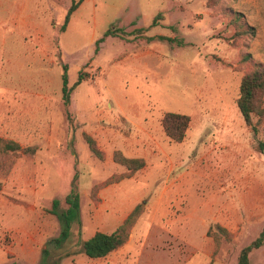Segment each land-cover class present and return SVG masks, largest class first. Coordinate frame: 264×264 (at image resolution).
Instances as JSON below:
<instances>
[{"label": "rangeland", "instance_id": "374dc122", "mask_svg": "<svg viewBox=\"0 0 264 264\" xmlns=\"http://www.w3.org/2000/svg\"><path fill=\"white\" fill-rule=\"evenodd\" d=\"M73 1L25 0L36 25L0 24V137L36 149L0 176V264H42L61 234L52 203L68 208L73 192L81 225L64 250L49 248L51 263L69 252L60 264H110L82 242L142 205L117 264H206L209 250L211 264H237L264 228V119L254 136L237 104L243 77L264 64V0H83L62 31ZM65 66L69 87L83 77L68 106ZM167 113L191 117L182 143L166 136ZM117 151L143 152L146 166L108 183L128 173ZM250 264H264V246Z\"/></svg>", "mask_w": 264, "mask_h": 264}, {"label": "trees", "instance_id": "16d2710c", "mask_svg": "<svg viewBox=\"0 0 264 264\" xmlns=\"http://www.w3.org/2000/svg\"><path fill=\"white\" fill-rule=\"evenodd\" d=\"M83 0L79 2L73 1L68 13L65 17V22L62 26V31H65L72 15L79 8ZM159 14L154 22L153 26L157 25ZM121 30H108L105 32L104 37L110 35L117 36ZM150 41L155 39L168 40L170 42H176L175 39L166 36H157L155 38H149ZM104 40L101 39L97 42L99 44ZM65 74L62 77L63 80V100L65 105H69L71 99V93L82 82L83 77H80L77 83L72 87H69V79L66 73L67 66L64 67ZM238 107L244 118L245 123L251 129L254 136L259 134L260 125L264 119V64H258L252 71L246 74L241 82L240 96L237 100ZM257 119V120H256ZM191 125V117L185 114L167 113L162 119V127L166 136L173 142L182 143L186 137L189 127ZM84 139L87 142L89 149L93 155L102 160L103 152L98 148L96 141L89 135H84ZM258 150L264 152V142H260ZM36 149L27 147L24 148L16 141L5 139L0 137V176L7 177L15 165L18 158L23 155H35ZM8 160V164L5 161ZM114 162L124 166L128 173L119 177H113L108 180V183L119 182L125 178H132L137 172L142 170L146 166V161L142 158H128L121 152L117 151L114 154ZM3 184L0 180V193L2 191ZM65 203L68 208L62 207L61 200H54L50 213L55 215L61 223V234L58 238L49 240L47 248L43 250L42 264H60L63 258L70 257L72 254L69 252L56 257L51 263L50 259L52 254L49 248L52 246L56 250H64L65 245L69 241L72 235V227L74 224L81 225V204L78 194L73 192L65 198ZM143 213V206L138 205L132 213L125 219V221L113 232L106 233L98 231L88 240H85L81 244V252L91 259L106 258L112 253L121 249L131 236V231L138 219ZM217 230L225 232L221 226H217ZM226 233V232H225ZM208 236H212V230L208 232ZM264 246V228L261 234L248 246L244 247L239 255L237 264H250L251 254Z\"/></svg>", "mask_w": 264, "mask_h": 264}, {"label": "crops", "instance_id": "0c3cea01", "mask_svg": "<svg viewBox=\"0 0 264 264\" xmlns=\"http://www.w3.org/2000/svg\"><path fill=\"white\" fill-rule=\"evenodd\" d=\"M2 8H6V10L9 12L10 21H2L0 19V24H2V23L13 24L18 32H23L25 30L24 28H28V26H30V25H36L37 24L36 12L35 11L32 12L31 10H29V8L26 5L25 0H0V10ZM40 95L41 94H38V96H40ZM48 99L49 98L43 97V99H40V100H48ZM25 111H26V109L23 108V112H25ZM138 152H139V155H136V157L142 158L143 152H140V151H138ZM130 156H133V155H130ZM132 158H135V157H132ZM202 233L206 234L207 228H204ZM119 251H120V249L111 254V255L115 254L114 258L109 259L111 255L106 257V258H108L107 262H109L110 264H117V262L120 258V255H122V254H118ZM116 255H119V256H116ZM204 257H205V259H209L206 264H211V257H212L211 250L204 252ZM101 259H105V258H101Z\"/></svg>", "mask_w": 264, "mask_h": 264}]
</instances>
